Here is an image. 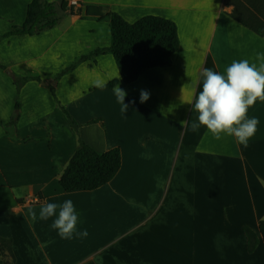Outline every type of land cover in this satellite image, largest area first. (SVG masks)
Returning a JSON list of instances; mask_svg holds the SVG:
<instances>
[{"label": "crops", "instance_id": "crops-1", "mask_svg": "<svg viewBox=\"0 0 264 264\" xmlns=\"http://www.w3.org/2000/svg\"><path fill=\"white\" fill-rule=\"evenodd\" d=\"M31 1L0 0V36L24 24ZM44 1L54 3L56 25L0 37V236L13 240V264H264V102L249 108L260 123L244 147L205 126L193 132L198 113L182 101L202 90L205 68L226 74L233 61L259 65L264 35L230 16L231 0H82L78 12ZM108 11L129 22L146 14L175 21L179 48L129 83L110 52L63 71L110 46ZM31 76L40 80L17 86ZM98 79H119L124 114L113 87L94 86ZM141 90L150 93L143 103ZM79 137L101 152L119 147L121 168L96 189L65 191L60 176ZM66 200L87 237L62 239L51 228L56 217L39 218L42 204ZM245 226L259 239L253 252Z\"/></svg>", "mask_w": 264, "mask_h": 264}, {"label": "trees", "instance_id": "trees-1", "mask_svg": "<svg viewBox=\"0 0 264 264\" xmlns=\"http://www.w3.org/2000/svg\"><path fill=\"white\" fill-rule=\"evenodd\" d=\"M230 2L233 5L230 13L233 19L255 33L264 35V0H231ZM60 6L63 11H66L68 2L62 0ZM68 8L71 12H75L69 6ZM55 14L54 3L32 0L28 5L24 24L0 37H7L11 34H33L53 27L57 24ZM104 17H108L110 20V46L80 56L63 71L73 69L82 60L100 53L110 52L119 68L120 79L129 83L136 80L144 69L167 64L171 55L179 48L178 27L176 22L169 18L146 14L134 22H129L119 13L111 11H108ZM29 78L40 80L38 76L20 77L17 78V86L20 88ZM118 82L119 79H114L106 87L112 88ZM49 87L56 97L55 85L50 84ZM56 100L71 126L78 132L80 124L68 109L60 104L57 97ZM19 107L17 103V111ZM17 111L12 118V123H15L18 118ZM98 120L93 119L92 122ZM121 164L122 154L119 147L101 152L79 137L78 146L62 172L59 182L65 191L93 190L112 180L121 168ZM244 231L247 236L248 251L253 252L259 242L257 233L248 226L244 227ZM259 231L264 241V219L259 223ZM0 258H9L10 264L15 262L12 238L0 236Z\"/></svg>", "mask_w": 264, "mask_h": 264}, {"label": "clouds", "instance_id": "clouds-1", "mask_svg": "<svg viewBox=\"0 0 264 264\" xmlns=\"http://www.w3.org/2000/svg\"><path fill=\"white\" fill-rule=\"evenodd\" d=\"M259 65L250 63L247 59L233 61L226 68V74L205 68L202 73V90L193 99L182 101L193 105V111L198 113V122L191 124L193 132L205 126L216 139L222 136H234L236 141L248 147L249 140L255 136L260 123L257 117H248L250 107L259 100L264 102V52L257 53ZM94 86L100 88L107 85V81L96 80ZM117 101L122 105L120 111L124 114L129 105L125 103L126 91L119 83L113 86ZM150 93L141 90L140 102H146ZM181 121L182 127L187 124ZM57 209H59L57 215ZM32 220L37 218L35 210L28 213ZM56 217L51 228L58 231L62 239L87 237V230L77 231L78 215L72 200L62 204L45 203L39 211V218L47 220Z\"/></svg>", "mask_w": 264, "mask_h": 264}, {"label": "built area", "instance_id": "built-area-1", "mask_svg": "<svg viewBox=\"0 0 264 264\" xmlns=\"http://www.w3.org/2000/svg\"><path fill=\"white\" fill-rule=\"evenodd\" d=\"M68 6L75 12H78L82 7V0H67Z\"/></svg>", "mask_w": 264, "mask_h": 264}, {"label": "rangeland", "instance_id": "rangeland-1", "mask_svg": "<svg viewBox=\"0 0 264 264\" xmlns=\"http://www.w3.org/2000/svg\"><path fill=\"white\" fill-rule=\"evenodd\" d=\"M0 264H10L9 258H0Z\"/></svg>", "mask_w": 264, "mask_h": 264}]
</instances>
